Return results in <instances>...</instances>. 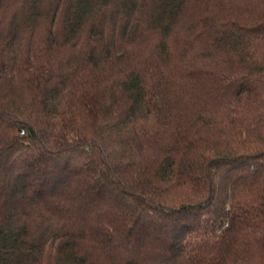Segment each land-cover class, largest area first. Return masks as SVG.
Listing matches in <instances>:
<instances>
[{
    "label": "trees",
    "instance_id": "trees-1",
    "mask_svg": "<svg viewBox=\"0 0 264 264\" xmlns=\"http://www.w3.org/2000/svg\"><path fill=\"white\" fill-rule=\"evenodd\" d=\"M0 264H264V0H0Z\"/></svg>",
    "mask_w": 264,
    "mask_h": 264
}]
</instances>
